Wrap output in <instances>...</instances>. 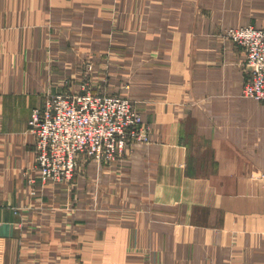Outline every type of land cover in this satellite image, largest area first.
<instances>
[{
    "label": "crops",
    "instance_id": "0c3cea01",
    "mask_svg": "<svg viewBox=\"0 0 264 264\" xmlns=\"http://www.w3.org/2000/svg\"><path fill=\"white\" fill-rule=\"evenodd\" d=\"M143 1L0 0V264H264V182L250 179L264 171V104L243 96L246 53L182 34L184 20L146 38L102 19ZM111 28L125 31L108 42ZM107 45L147 78L132 94L152 141L84 163L75 184L45 183L32 112L81 91L76 61L101 64Z\"/></svg>",
    "mask_w": 264,
    "mask_h": 264
},
{
    "label": "built area",
    "instance_id": "2783aa9c",
    "mask_svg": "<svg viewBox=\"0 0 264 264\" xmlns=\"http://www.w3.org/2000/svg\"><path fill=\"white\" fill-rule=\"evenodd\" d=\"M230 37L246 53L244 95L264 104V27H241ZM143 121L134 102L122 95L86 85L79 92L48 93L29 123L42 181L68 184L80 164H110L134 144L150 143Z\"/></svg>",
    "mask_w": 264,
    "mask_h": 264
},
{
    "label": "rangeland",
    "instance_id": "374dc122",
    "mask_svg": "<svg viewBox=\"0 0 264 264\" xmlns=\"http://www.w3.org/2000/svg\"><path fill=\"white\" fill-rule=\"evenodd\" d=\"M178 1H181L182 3L186 2L185 4L187 9H185L186 7H175L173 0H164V2L163 0H144L139 8H135L130 4L120 6L109 11L102 19L110 21L112 26H115L116 23L119 24L118 22L121 20L137 22L138 28L133 29L132 31L137 34L136 36L146 38L162 37L163 29L161 26H164L166 23H169L172 34L173 32L179 33V27L173 23V21L184 20L186 23L184 25V29H182V34L185 33L188 37L196 38L198 42L199 38L218 39L223 45L226 44L225 42H232L230 37V32L232 30L241 28V26H245L246 24L252 23L253 21L254 23L252 24H255V21H257L260 26H264V0ZM99 29V27L92 28V36L98 38V34L100 32ZM106 31L108 33L107 40L108 42H111L110 38H114L116 33H121L125 30L111 28L107 29ZM112 49H114V45H107V50L103 51L102 53L103 56L106 55L107 60L104 59L101 64L98 60L94 59L93 54L91 55V59H86L84 61L77 60L75 63L76 66H78V69L82 68L83 71L81 76L74 77V81H80V89L86 85L92 89H101L103 91L110 92L111 94L122 95L126 98H129L134 102L140 114L142 115V112L138 107V103L132 94V88L137 91L136 85L142 83L144 84L145 88L147 78L143 77L138 80V78L134 76L136 69L135 62L128 61L117 67L116 64L118 61L113 59L114 52ZM162 49V45H154L153 49L150 51V54L152 52H155V54L157 52L162 53ZM93 53L95 56H97L98 50L93 51ZM142 63L144 65H148L150 64V61L140 62L139 69L142 67ZM121 72L124 75H120ZM243 96L246 97L244 93ZM246 98L256 100L251 97ZM143 122L146 130L150 132L151 135L152 125L145 121ZM133 146L130 147V149L133 148ZM82 165L83 164H80L79 169L75 174V176L78 174V180H82L83 177L84 167ZM250 179L254 184H262V182H264V171H262V169L254 171L251 174ZM68 184L75 183L72 180Z\"/></svg>",
    "mask_w": 264,
    "mask_h": 264
}]
</instances>
